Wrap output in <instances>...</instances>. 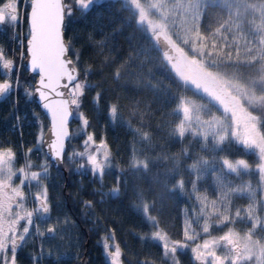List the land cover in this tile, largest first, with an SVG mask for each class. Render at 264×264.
<instances>
[{
  "label": "trees",
  "instance_id": "obj_1",
  "mask_svg": "<svg viewBox=\"0 0 264 264\" xmlns=\"http://www.w3.org/2000/svg\"><path fill=\"white\" fill-rule=\"evenodd\" d=\"M65 3L71 5L65 38L86 84L79 110L73 109L89 120L86 128L79 118L70 125L67 177L36 147L49 123L33 99L35 78L29 77L17 46L20 26L0 25V47L14 60L12 72L0 67V82L10 79L13 85L11 93L0 96V147L13 150L17 165L30 161L31 170L47 161L53 177L45 184L50 214L63 219L62 236L51 246L42 249L27 234L16 264H78L84 255L89 264H111L107 253L117 243L122 264H195L180 251L176 259L165 255L153 233L187 244L188 251L205 239L230 234L263 239L264 181L257 168L264 155L253 146L257 137L264 145V0H93L88 9L76 0ZM154 5L159 13L148 17ZM22 26L24 46L27 15ZM169 40L200 60L216 86L225 81L233 97L253 98L247 104L224 93L229 135L184 131L183 100L194 98L224 111L178 78ZM97 93L100 99L94 102ZM89 133L108 148L102 174L77 173L68 160ZM224 161H246L250 172L230 174Z\"/></svg>",
  "mask_w": 264,
  "mask_h": 264
},
{
  "label": "snow or ice",
  "instance_id": "obj_2",
  "mask_svg": "<svg viewBox=\"0 0 264 264\" xmlns=\"http://www.w3.org/2000/svg\"><path fill=\"white\" fill-rule=\"evenodd\" d=\"M76 2L81 8L88 9L93 0H76ZM22 8L30 24V38L27 40L30 70L38 76L36 92L42 108L50 116V135L46 139L41 131L36 147L37 150L46 149L48 157L59 161L64 153L65 140L69 138L68 124L73 115V108L79 110L86 88V84L78 76L77 61L69 55L71 45L64 39L65 16L71 15V5L65 4L64 0H28L27 4L24 0H0V25L12 27L18 25ZM0 67L9 73L14 69V60L6 56L2 47H0ZM18 75L17 72V81ZM12 90L13 85L10 79L0 82V96L11 93ZM99 99L100 94L97 93L94 102H98ZM110 113L113 117L115 116L114 106H110ZM78 118L82 120L85 128L89 125V120L82 113H78ZM83 146L84 151L79 153L74 151L73 156L86 157L93 173L102 174L109 155L105 151L106 142L101 140L97 143L94 135L89 133L83 141ZM15 155L10 147H0V264H16L17 249L33 225L34 212L50 213L47 188L42 179V176L47 175V161L39 166L43 172L30 171L32 167L30 161L22 167H15ZM17 174L21 176L18 185L13 183ZM29 180L36 181L40 186L35 193L37 207L33 210L25 206V193L21 187ZM82 203L90 207L92 202ZM21 221L25 222L22 231L20 230ZM36 231L38 235H44L39 228ZM47 232L53 233L54 228L49 227ZM113 236L114 233L108 239ZM153 236L163 242L165 255L175 254L178 247L183 246L179 241H175L170 247L167 236L159 232H154ZM104 247L106 250L109 248L107 241ZM204 248H209L207 242ZM9 250L11 251L10 259ZM193 252L201 264H206V257L209 255L213 256V264H215L214 253L197 252L195 248ZM107 254L111 257V264H122V253L118 243L115 245V250ZM143 264H151V262L144 261ZM176 264L179 262L176 261Z\"/></svg>",
  "mask_w": 264,
  "mask_h": 264
},
{
  "label": "rangeland",
  "instance_id": "obj_3",
  "mask_svg": "<svg viewBox=\"0 0 264 264\" xmlns=\"http://www.w3.org/2000/svg\"><path fill=\"white\" fill-rule=\"evenodd\" d=\"M24 3L27 4L28 0H24ZM155 5L150 7V9L148 10L149 11L147 15L148 17L149 15L151 17L159 13L158 8ZM152 10L155 11L151 12ZM25 17L26 14L24 12V9L22 8L20 21L18 25L14 26L15 29L20 26L19 28L20 37L17 46L20 52L23 53L24 57H25V53H24L25 45L23 46L24 29L22 25ZM161 20L162 22L164 21L162 17ZM169 42L176 52V56L170 57L169 60L178 78L186 85H188L198 93L202 94L204 97L208 98L218 108H220V110L224 111V113L223 112L218 113V111L212 109V107L202 104L194 98L185 99L182 102L181 110H182V114L184 115L185 121H187V123L189 122L190 125L186 123L185 127L183 128L184 131H187L188 130L187 128H189L193 130L195 133L201 130L204 131L205 133H210V134L216 133L219 136H225L227 134L229 135L231 133L232 125L225 114L228 108L227 105L228 99H226L224 93H228L231 96L232 101H234L237 97L241 101H243L242 99L244 98L247 100V101L245 100L244 103L246 102L247 104H249V102H252L253 98L252 97L246 98L244 97L243 94L240 93L238 94V96L233 97L231 93H234V91L227 88V86L230 87L231 85H229L225 81L224 82L219 81V87L216 86L214 83V77L206 69V67L200 60L193 57H188L172 40H169ZM22 47H24V49ZM19 67H21V65H19ZM17 82L18 81L16 78V83ZM258 102L259 104H262L260 100ZM74 116H76L75 118H78V113H74ZM28 128L29 125H26L25 130H29ZM78 134L79 133H75V136H77ZM255 141H256V146H253L252 141H248V140H246L245 145H247L248 147L253 146V148H256L255 153L264 155L263 142L259 137H257ZM81 147L82 149H78L77 147L73 146L71 152H69L68 154L69 163L77 173L83 171H89V170L92 171L91 165L88 164L86 157H81L79 155L73 156L74 151L76 153L84 151L83 141L81 142ZM20 150L22 151L23 148L21 147ZM24 151H25L24 154L26 155L27 151L25 149ZM105 151L108 152L107 147ZM69 157H72V159H69ZM98 158H102V157H98ZM261 159H264V157ZM16 162H17V156L15 155L14 164L16 168L24 166L27 160H25L24 158L22 160V163L18 165ZM43 163H45V160H40L36 163V166L39 167ZM223 165L226 171H228L230 174H240V173L250 172L248 163L246 161H236V162L224 161ZM257 169L261 170V172L264 173V162H261V167H258ZM30 171L43 172V169L39 167V169L37 170L30 169ZM263 173H262V180L264 181ZM52 178L53 177L50 174L49 169H47V175L42 176L44 186L46 184V181H49ZM20 179H21L20 174H17V176L13 180V183L18 185L20 183ZM21 187L25 193V201H24L25 206L29 210L35 209L37 207V201L35 200V193L39 190L40 186L37 184L36 181L29 180L26 181ZM103 194L106 196L107 192L103 191ZM62 220L63 219H60L59 217H53L50 213L41 214L34 212L33 225L30 227L28 233L30 239L32 237L34 238L36 237L40 248L42 247L46 248V246H51L52 240L60 238L62 236L60 235V229H59V224L62 223ZM49 227L54 228L53 233L47 232V229ZM37 228H39L40 232L44 233L43 236L37 234L36 231ZM261 230L264 231V225H262ZM155 240L158 241L163 248V242L159 241L156 238ZM167 242L171 247V244L173 242L170 241L169 239L167 240ZM205 242L209 244L208 249L204 248ZM181 245L183 246L178 247L177 252L180 251L184 254H188L189 258L195 264H201V261L196 259L195 253L193 252L194 248L196 249L197 252L214 253L215 264H264V238L262 239V238L251 237L250 235L239 236V235L230 234L222 238L205 239L201 244L200 243L194 244V246L191 247L190 251H188L187 244L181 243ZM177 252L175 254L172 253L169 254L174 259H176ZM46 253L47 256L51 255L50 252H46ZM174 264H176V261ZM206 264H213V256L209 255L206 257Z\"/></svg>",
  "mask_w": 264,
  "mask_h": 264
},
{
  "label": "water",
  "instance_id": "obj_4",
  "mask_svg": "<svg viewBox=\"0 0 264 264\" xmlns=\"http://www.w3.org/2000/svg\"><path fill=\"white\" fill-rule=\"evenodd\" d=\"M64 3H65V0H64ZM66 4V3H65ZM29 12H30V9H29ZM65 24H66V16H65V21H64V28H65ZM27 25H28V33L30 32V24H29V20H28V17H27ZM29 34H28V38L27 40L29 39ZM64 39H65V42L67 43L66 41V38H65V30H64ZM25 60H24V65H25V68L27 69L28 71V74H29V77L30 78H35V82H34V86H33V99L34 101L36 102V104L38 105V107L40 108V110L43 112V114L45 115V117L47 118L48 120V128L46 129L45 133H44V136L45 138L47 139L50 135V116L49 114L42 108V105H41V102L39 101V97H38V93L36 92V85L38 83V76L36 73H33L31 70H30V61H29V56H28V52H27V41L25 43ZM69 55H70V52H69ZM78 76L80 78V75H79V71H78ZM75 116H74V109H73V115L72 117H70L69 119V124H68V130H69V138H67L65 140V148H64V153H63V156L62 158L59 160V161H55L53 160L52 158L48 157V159L50 160L53 168L58 171V172H62L63 175L65 177H67V170L65 168V164H64V157L66 155V152H67V145H68V142L71 140V137H72V131H71V128H70V125L71 123L73 122ZM43 152L46 154V149H42ZM78 264H89L88 263V259H87V256L84 255L83 258L79 261Z\"/></svg>",
  "mask_w": 264,
  "mask_h": 264
}]
</instances>
